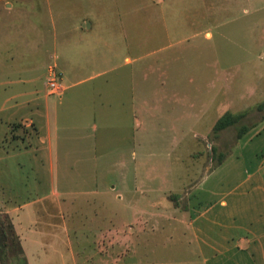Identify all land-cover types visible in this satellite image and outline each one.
Listing matches in <instances>:
<instances>
[{
  "label": "rangeland",
  "instance_id": "obj_1",
  "mask_svg": "<svg viewBox=\"0 0 264 264\" xmlns=\"http://www.w3.org/2000/svg\"><path fill=\"white\" fill-rule=\"evenodd\" d=\"M75 28L93 29L100 41L74 52L67 44L76 42ZM52 71L59 74L54 92ZM263 101L264 0H0V200L19 207L56 190L66 207L73 203L61 218L79 264L81 252L96 262L98 247L105 255L112 249V229L122 235L125 222L144 217L111 194L101 205L96 187L135 186L163 206L161 191L173 199L184 186L215 182L207 178L219 154L239 158L233 175L241 156L250 168L264 156V111L256 109ZM45 105L58 128L50 172L36 171L30 154H6L8 142L33 133L24 120L33 111L41 120ZM235 109L246 116L213 139L217 120ZM242 125L257 129L235 146ZM153 225L120 264H163V219ZM62 240L55 264L71 261ZM18 249L8 242L1 264H25Z\"/></svg>",
  "mask_w": 264,
  "mask_h": 264
},
{
  "label": "crops",
  "instance_id": "obj_2",
  "mask_svg": "<svg viewBox=\"0 0 264 264\" xmlns=\"http://www.w3.org/2000/svg\"><path fill=\"white\" fill-rule=\"evenodd\" d=\"M248 1L233 0L236 6H240L242 2L246 4ZM72 32L77 35L76 42H69L67 47H72L76 53H83L88 45L100 41L97 40L93 29L83 31L75 28ZM206 35L210 36L209 33ZM110 62L111 60L107 59L102 64L108 65ZM125 62L129 63L130 60L125 59ZM110 70L113 71V68ZM105 73L106 71H102L98 75ZM141 97L144 98L145 95ZM145 105L143 101L141 106ZM244 110H236L235 114L246 112ZM46 112L45 105L43 114L39 116L41 120L34 119V111L28 120H24L28 126L34 124L35 130L28 135L29 137L26 136L24 143L22 140L15 142L16 144L8 142L14 148L9 146V152L6 154L14 156L30 154L36 171L47 168L50 172L54 169L55 161L52 141L58 139V128L56 125L51 127ZM229 128L221 131L218 138H222V134ZM256 129L257 126L249 128L234 145H238L244 137H250L252 131ZM238 159L236 157L232 160L231 156L226 155L220 163L215 164L208 174L207 183L209 184L212 178L216 180L206 189L201 183L203 187L199 185L200 189L197 191L191 185L184 186L173 199L168 197L171 191H161L163 199L166 200L163 206L152 204L146 198V190L141 191L135 186H112L104 190H98L96 187L93 193L102 197L101 205L104 195L111 194V199L118 206L122 205L134 213L140 211L144 217L127 224L125 222L127 231L123 230L122 235L119 228L115 231L112 229L111 241L112 243L117 241L112 249L105 255L103 248L98 247L94 253V257L98 258L96 262L89 261L93 257L89 258L88 254L81 252L84 260L80 264H120L122 256L133 252L137 238L154 230L153 220L156 218L163 219V264H264V156L255 155L256 162L250 168L244 165L246 161L241 156L239 160L241 170L233 175ZM227 166L228 171L223 173L222 169ZM125 174V167H122L118 178L125 177ZM129 195L132 199L128 198ZM72 204L66 207L56 190H52L41 200L27 202L19 207L12 205L8 208L0 200V206H3L5 213L11 217L25 264H55L53 261L57 253L55 245L56 241L61 239L64 244L68 243L67 256L71 257V261H63L61 264H79L77 258L80 253L75 252L71 246L72 231L62 219L65 217L63 209L70 208ZM152 209L158 213L150 212ZM56 211L62 215L60 218H56L58 214ZM100 236L103 238V235ZM121 240L123 243L126 242V245H122L124 246L122 253ZM60 256L64 257L65 253H61Z\"/></svg>",
  "mask_w": 264,
  "mask_h": 264
},
{
  "label": "trees",
  "instance_id": "obj_3",
  "mask_svg": "<svg viewBox=\"0 0 264 264\" xmlns=\"http://www.w3.org/2000/svg\"><path fill=\"white\" fill-rule=\"evenodd\" d=\"M257 110L259 111H264V101L262 103H260L257 107ZM246 112L244 113H240V114H230V113H225L224 115H222L216 122V124L214 125L213 129H212V133H213V139H217L218 135L221 131L225 130L228 127L231 126H235L237 124L240 123V121L246 116ZM249 128L247 126H240L238 129V133H237V137L238 139H240L242 136H244L247 132H248ZM212 151L214 154H216V147H212ZM219 158V162L220 163L223 158L224 155L223 154H219L218 155ZM1 218L4 219V221L6 222L4 225V223H2L0 221V259H2L3 256V251L6 248V245L8 244V242H16V245L19 246L16 235L14 233L13 227L11 225V222L9 220V218L7 216H4L2 214H0V220ZM5 229L9 230V233L6 232ZM19 252H20V247H19Z\"/></svg>",
  "mask_w": 264,
  "mask_h": 264
},
{
  "label": "built area",
  "instance_id": "obj_4",
  "mask_svg": "<svg viewBox=\"0 0 264 264\" xmlns=\"http://www.w3.org/2000/svg\"><path fill=\"white\" fill-rule=\"evenodd\" d=\"M52 79L49 82V86H50V90L51 92H54L55 90H57V85H58V81H59V74L52 71Z\"/></svg>",
  "mask_w": 264,
  "mask_h": 264
}]
</instances>
